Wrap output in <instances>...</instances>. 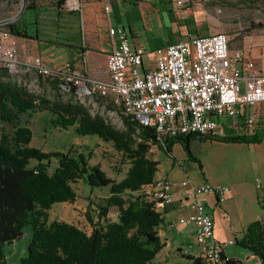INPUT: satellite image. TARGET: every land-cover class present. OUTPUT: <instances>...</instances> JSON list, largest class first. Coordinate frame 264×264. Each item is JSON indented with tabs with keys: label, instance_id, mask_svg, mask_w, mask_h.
Masks as SVG:
<instances>
[{
	"label": "trees",
	"instance_id": "obj_1",
	"mask_svg": "<svg viewBox=\"0 0 264 264\" xmlns=\"http://www.w3.org/2000/svg\"><path fill=\"white\" fill-rule=\"evenodd\" d=\"M63 3L64 0H58L53 6L60 9ZM36 8L31 3L26 11ZM7 32L15 38L37 41L23 17L8 24ZM36 77L49 80L54 90L63 93L57 79ZM63 94L69 95V100L64 101L57 94L47 99L32 93L12 81L6 68H1L0 264H5L7 247L22 241L26 232L28 242L19 264H154L164 245L157 233L163 217L154 207L153 199H147L145 194L148 187H154L158 168V162L147 156L151 147L156 146L171 157L172 148L179 144L188 161L196 164L203 176L196 152L200 143H264V126L259 121L253 130H236L235 134L224 136L188 133L159 137L152 127L137 123L119 109L123 127L115 129L100 115L73 102L74 90ZM39 112L47 114V123L53 129L74 127L78 136H96L111 143L129 161L125 177L120 182L110 179L100 166L89 164V154L83 152L70 149L67 153H44L31 147L32 132L27 124ZM51 159L57 166L50 173ZM31 161L36 165L30 167ZM79 180L90 190L108 187L106 207L98 209L99 221L93 224L90 235L63 222L48 223V211L54 204L75 202L77 195L71 185ZM109 208L117 209L114 222L103 219ZM236 243L264 264V222L250 223ZM183 257L191 264H210L201 258ZM226 264L236 261L230 257Z\"/></svg>",
	"mask_w": 264,
	"mask_h": 264
},
{
	"label": "rangeland",
	"instance_id": "obj_2",
	"mask_svg": "<svg viewBox=\"0 0 264 264\" xmlns=\"http://www.w3.org/2000/svg\"><path fill=\"white\" fill-rule=\"evenodd\" d=\"M55 1L58 0H25V7H22V0H0V32H7L8 24L23 17L29 32H34L37 37L36 51L50 68L66 64L70 56H73L70 52L75 53L74 48L81 45V19L78 14L69 13L76 7L78 10L75 11L81 10L80 1L64 0L60 9L53 6ZM134 1L139 3L153 1L154 7L117 2V10L115 7L114 10L126 30L130 25L133 33V39L130 41L142 47L145 57L157 47L179 39L176 23L186 24L188 32L193 36L225 33L230 37L232 49H241L248 54L253 49L254 41L264 34V0H210L206 3L193 1L174 14L178 17L176 23L168 10L172 0H159L166 4L158 0ZM31 3L37 8L26 11ZM103 18V7L98 6L96 21H102ZM11 43L14 45L16 41L12 38ZM20 43L25 44L21 47L25 50L23 51L25 55L29 54V42ZM34 74L27 72L10 75V79L47 99H53L57 94L64 101L69 100V95L54 90L49 80L37 78L38 75ZM95 94L100 93L89 96L72 95L71 100L84 105L90 113L100 115L115 129H122L119 109L109 108L107 101L99 96L95 97ZM47 119V114L39 112L27 124L32 132L31 147L44 153H67L70 149L73 152H83L89 154V164L100 166L110 179L120 182L125 177L130 166L129 161L116 152L111 143L103 142L96 136H78L74 127L67 130L53 129L47 123ZM259 123L264 126V122ZM217 132L222 136L228 135L220 130ZM196 152L203 166V173L206 172L212 179L248 186L259 179L261 189L264 188V143L240 145L205 141L200 143ZM157 153L162 170L168 166L169 161L172 163L180 157L187 158L179 144L172 148L171 157L159 151L156 146L151 147L147 156L152 159ZM34 165H36L34 161L29 164L30 167ZM48 165V171L51 173L57 163L51 159ZM186 165L191 176L199 178L201 173L197 165L188 161ZM71 186L77 195L75 202L54 204L48 211V223L63 222L90 235L93 224L99 221L95 211L106 207L108 187L90 190L81 180ZM103 219L108 222L116 221L117 209L109 208L107 216ZM28 237L29 233L26 232L22 241L7 247L5 264H19L25 255ZM233 250L240 251L237 246H233ZM154 264H187V260L174 249L168 253L164 249L156 257Z\"/></svg>",
	"mask_w": 264,
	"mask_h": 264
},
{
	"label": "built area",
	"instance_id": "obj_3",
	"mask_svg": "<svg viewBox=\"0 0 264 264\" xmlns=\"http://www.w3.org/2000/svg\"><path fill=\"white\" fill-rule=\"evenodd\" d=\"M193 1L210 0H172L174 14ZM104 10L108 12L109 6ZM108 34L116 44L107 58V81L84 79L70 63L49 68L40 56H30L21 62L8 32H0V67L40 70V77L64 80L110 97L133 120H146V126L159 132V137H165L168 131L191 127L226 126L236 131L253 130L257 125L259 108L264 104V72L255 68L247 52L230 48L229 35L192 36L157 48L145 57L131 49L123 28L110 26ZM254 183L257 189L261 188L259 179ZM178 185L184 191L190 213L179 218L177 224L194 228V252L203 253L217 264H226L230 256L225 248L234 241L215 240L213 218L204 197L213 195L222 201L230 193V187L208 183L192 186L188 180ZM173 187L171 181L160 179L145 194L159 210L172 204ZM189 198L191 201L187 203ZM95 216L98 220L99 210Z\"/></svg>",
	"mask_w": 264,
	"mask_h": 264
},
{
	"label": "crops",
	"instance_id": "obj_4",
	"mask_svg": "<svg viewBox=\"0 0 264 264\" xmlns=\"http://www.w3.org/2000/svg\"><path fill=\"white\" fill-rule=\"evenodd\" d=\"M79 1L81 4V10L72 11L69 13L78 14L81 19V45L74 48L75 53L70 52L73 56H70V58L67 60V63H70L74 70L80 72L83 75L84 79L107 81L109 78L106 67L107 58L112 52L116 41L109 36L108 30L105 31V29H109L110 26L123 28L128 35L131 49L139 53H144L141 46L131 43L130 39H133V33L131 31L130 25L128 26V30H126L121 19H118V16L116 14L117 12H115V10H117V2H123L130 5L133 4L135 6L145 5L147 7H154L152 3L153 1H149L148 3L146 2L147 4L135 2L134 0ZM159 2L165 3L163 1ZM98 6L103 7L104 18L102 21H96ZM106 6H109L108 12H105L104 10ZM168 10L170 16H172L174 22L176 23L178 17L174 16L171 4L168 5ZM176 29L179 34V39H177L176 41L167 42L166 44H163L162 46H159L157 48L193 36L188 32L186 24L181 25L176 23ZM13 39L14 41H16V43H14V46L18 50L19 60L21 62L25 61L30 56H40L39 52L36 51V40L21 39L15 37H13ZM20 41L29 42V54L25 55V53L23 52L25 50L21 48L22 46H25V44L20 43ZM248 55L255 68L258 71L264 72V34L260 35L257 40L254 41L253 49L250 50V54ZM143 65L144 67L147 66L146 59ZM101 99L107 101L109 108L120 109L119 106L114 104L110 97H101ZM259 114L260 115L258 121H263L264 104L260 106ZM224 128H218L217 131L220 130V132H224L226 134H235L226 126ZM217 131L216 133L220 135V133ZM152 160L158 162V168L157 172L155 173L154 180L157 181L160 179H167L174 183L172 204L162 207L158 210V212H160L163 217V221L157 229L158 236L164 245L160 252L166 249V253H168L169 251L174 249L175 251L180 253V249L193 246L192 250H190V257L198 258L196 255V253L198 252H194V250H196V246L194 245V228L191 225L177 224V220L179 218L185 217L190 213V208L184 201V191L178 185L181 181L188 180L190 185L192 186H200L202 184L208 183L212 185H227L228 187H230V193L222 201H220L213 195H207L206 197H204L206 200V209L213 218L214 238L216 241L221 243L228 240L234 241L231 245L225 248V252L236 261V264H261L255 256L239 248L236 241H238L242 237L244 230L250 223L255 221L264 222V188L257 189L254 182L248 186L238 183L216 181L212 179L206 172H204L203 176L200 175L199 178H193L191 176V172L189 171L188 165H186V162L188 160L185 157H180L178 160H173L174 162L172 163L169 161V164H167L168 166L165 168L163 167V170L161 169L162 165L159 161V153H157L156 156L152 158ZM188 162L195 165L190 161ZM190 201L191 199L189 198L187 203H190ZM13 244H16V242ZM233 246H237L240 251L233 250ZM187 264H191V262L187 260Z\"/></svg>",
	"mask_w": 264,
	"mask_h": 264
},
{
	"label": "bare ground",
	"instance_id": "obj_5",
	"mask_svg": "<svg viewBox=\"0 0 264 264\" xmlns=\"http://www.w3.org/2000/svg\"><path fill=\"white\" fill-rule=\"evenodd\" d=\"M0 67V71H1ZM6 68L7 72L9 75H18V74H23V73H27V72H34L37 75H40V70H32L23 66H11V67H4ZM58 80V85L60 90L63 93H70L72 90H74L75 95H79L82 94L83 95H90L93 93H97V92H93L90 91L89 89L83 88V87H77L74 85H70L67 84V81L64 80ZM103 95V94H101ZM105 96V95H104ZM124 115L129 116L132 118L131 114L126 113L125 111H123ZM137 123L146 126V120H135ZM218 128H209V127H191V129L188 130H183V131H168L166 136H177V135H182V134H194V135H199V136H206L209 134H215ZM159 135V132H156ZM156 182L154 183V187H156ZM190 248H184L180 250V253L187 257V256H191V252H190ZM198 258H202L205 261H208L210 264H217L215 260H208L207 256L204 255L203 253H196Z\"/></svg>",
	"mask_w": 264,
	"mask_h": 264
},
{
	"label": "water",
	"instance_id": "obj_6",
	"mask_svg": "<svg viewBox=\"0 0 264 264\" xmlns=\"http://www.w3.org/2000/svg\"><path fill=\"white\" fill-rule=\"evenodd\" d=\"M22 7H25V0H22ZM13 21V20H12ZM11 21V22H12Z\"/></svg>",
	"mask_w": 264,
	"mask_h": 264
}]
</instances>
